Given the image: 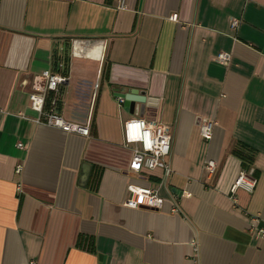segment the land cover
<instances>
[{
    "label": "crops",
    "instance_id": "obj_1",
    "mask_svg": "<svg viewBox=\"0 0 264 264\" xmlns=\"http://www.w3.org/2000/svg\"><path fill=\"white\" fill-rule=\"evenodd\" d=\"M45 71L66 78L57 112L88 137L34 123ZM130 91L145 97L133 114L117 102ZM132 118L168 129L166 177L129 170ZM241 172L256 185L233 203ZM129 185L162 208L125 207ZM252 217L264 228V0H0V264H264Z\"/></svg>",
    "mask_w": 264,
    "mask_h": 264
},
{
    "label": "built area",
    "instance_id": "obj_2",
    "mask_svg": "<svg viewBox=\"0 0 264 264\" xmlns=\"http://www.w3.org/2000/svg\"><path fill=\"white\" fill-rule=\"evenodd\" d=\"M114 1L118 10L125 8V0ZM236 27L237 22L231 21V28L235 29ZM215 60L217 63L225 65L230 61V55L219 53ZM65 82L66 78L64 76L50 71H45L31 79L28 100L30 109L36 113V118L33 121L37 125L86 138L89 136V121L85 124L67 122L57 112L61 87ZM117 102L119 106H122L124 99L118 97ZM214 126L215 123L213 121H206L200 124L199 134L204 141L208 142L212 139ZM145 133L150 134V149H146ZM123 140L124 145L131 147L132 151L128 167L130 171L139 173L142 169L149 171L161 169L165 177L169 174L168 156L170 154L171 135L166 127L150 123L143 118H132L123 124ZM17 147L19 149L23 148L21 144H18ZM203 168L209 175H212L215 171V163L210 160L206 161ZM15 172H20L19 166ZM255 185L256 180L252 176L244 172L239 173L230 188L232 202H235L233 195L236 190L241 189L251 193ZM126 191L127 197L123 205L127 208L158 211L163 206L164 200L158 196L154 188L129 185ZM172 211L175 212V208ZM258 222L259 219L257 217H252L249 230L255 236L264 238V228H259L257 226ZM27 264L34 263L29 262Z\"/></svg>",
    "mask_w": 264,
    "mask_h": 264
},
{
    "label": "water",
    "instance_id": "obj_3",
    "mask_svg": "<svg viewBox=\"0 0 264 264\" xmlns=\"http://www.w3.org/2000/svg\"><path fill=\"white\" fill-rule=\"evenodd\" d=\"M119 97L124 99V108L127 109L131 114L135 112V104L145 103V97L138 91H130L125 95H119Z\"/></svg>",
    "mask_w": 264,
    "mask_h": 264
},
{
    "label": "trees",
    "instance_id": "obj_4",
    "mask_svg": "<svg viewBox=\"0 0 264 264\" xmlns=\"http://www.w3.org/2000/svg\"><path fill=\"white\" fill-rule=\"evenodd\" d=\"M239 158L241 159L242 161V166L243 168H247L248 166H250L252 164V156H248V155H243V154H238Z\"/></svg>",
    "mask_w": 264,
    "mask_h": 264
},
{
    "label": "clouds",
    "instance_id": "obj_5",
    "mask_svg": "<svg viewBox=\"0 0 264 264\" xmlns=\"http://www.w3.org/2000/svg\"><path fill=\"white\" fill-rule=\"evenodd\" d=\"M144 139L146 141V149H150L151 146V138H150V134L145 133L144 135Z\"/></svg>",
    "mask_w": 264,
    "mask_h": 264
}]
</instances>
